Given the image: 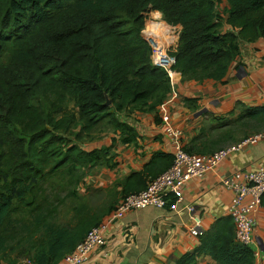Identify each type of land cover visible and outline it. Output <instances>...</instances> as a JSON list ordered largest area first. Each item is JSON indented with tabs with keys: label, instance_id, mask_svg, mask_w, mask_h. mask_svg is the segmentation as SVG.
<instances>
[{
	"label": "trees",
	"instance_id": "16d2710c",
	"mask_svg": "<svg viewBox=\"0 0 264 264\" xmlns=\"http://www.w3.org/2000/svg\"><path fill=\"white\" fill-rule=\"evenodd\" d=\"M153 11L181 27L174 68L186 80L224 82L241 44L264 39V0H0V264L25 258L63 264L121 199L172 165V153L155 151L121 190L115 183L98 217L81 205L72 225L55 223L58 205L42 192L60 172L77 184L71 172L82 166H117L115 143L87 149L81 142L103 123L123 144L136 141L140 135L126 116L152 113L169 97L170 77L152 64L141 35ZM197 101L186 97L193 110ZM237 105L236 117H214L217 137L208 140L204 128L184 148L205 154L235 136L237 124H264V102ZM201 254L218 264H256L254 249L237 241L230 215L217 218L177 264H198Z\"/></svg>",
	"mask_w": 264,
	"mask_h": 264
},
{
	"label": "crops",
	"instance_id": "0c3cea01",
	"mask_svg": "<svg viewBox=\"0 0 264 264\" xmlns=\"http://www.w3.org/2000/svg\"><path fill=\"white\" fill-rule=\"evenodd\" d=\"M225 5L226 2H222V6ZM155 12L163 17L160 11ZM175 88L179 95L170 104V111L174 122L184 129V147L204 128H208V140L217 137L220 128L214 117H236L240 112L239 102L250 105L264 102V39L241 44V53L232 63L224 82L186 80L177 72ZM186 97L197 98L199 108L188 107ZM126 120L140 137L130 144H123L118 133L112 134L116 141L112 139L107 145L115 143L113 154L118 165L113 168L104 166L114 186L117 183L118 190L122 189L120 183L124 178L133 171L142 170L155 151L172 153L170 142L162 133L159 107L152 113L135 111L126 116ZM237 126L240 124L234 127ZM243 137L242 134L229 137L222 145H217L218 148L211 147L205 154L237 143ZM260 165H264V139L231 152L214 171L186 184L181 206L192 205L193 212L158 207L127 212L121 220L109 225L106 245L96 247L86 264H177L183 253L199 245L201 235L217 218L229 215L233 193L221 183V179L235 171H252ZM194 227L200 228V236L192 233ZM253 232L261 252L256 264H264V196L263 204L255 214ZM198 264L218 263L210 255L201 254Z\"/></svg>",
	"mask_w": 264,
	"mask_h": 264
},
{
	"label": "built area",
	"instance_id": "2783aa9c",
	"mask_svg": "<svg viewBox=\"0 0 264 264\" xmlns=\"http://www.w3.org/2000/svg\"><path fill=\"white\" fill-rule=\"evenodd\" d=\"M152 21L141 30V35L151 48L152 64L163 68L170 77L172 91L169 97L159 105L162 120V133L169 140L173 154L172 165L159 176L149 179L141 191L122 199L115 211L108 215L99 225L93 226L85 238L64 256L63 264H86L96 247H104L107 242L109 225L121 220L127 212L150 206L181 211H194V206L184 205L186 184L196 177H202L208 171H214L228 154L243 150L246 146L256 144L264 139V130L255 132L241 141L220 148L209 154L188 152L184 148V129L173 120L170 104L178 97L175 88L176 52L181 27L167 23L164 18L151 13ZM179 73V72H178ZM221 183L233 193V201L228 210L235 224L237 241L251 246L256 258L260 257V249L254 236L255 214L263 204L264 165L252 171H235L221 179ZM248 198L247 201L245 199ZM194 235L202 234L199 227L192 229ZM21 264H34L25 258Z\"/></svg>",
	"mask_w": 264,
	"mask_h": 264
},
{
	"label": "rangeland",
	"instance_id": "374dc122",
	"mask_svg": "<svg viewBox=\"0 0 264 264\" xmlns=\"http://www.w3.org/2000/svg\"><path fill=\"white\" fill-rule=\"evenodd\" d=\"M264 126V124H256L248 126L246 129L243 127H237L233 132L235 136L241 135L246 130L248 134L255 132L254 127ZM261 130H264L262 128ZM260 130V131H261ZM138 132V131H137ZM113 128L108 124H101L92 135L85 137L81 142L86 148L92 146L102 147L107 145L112 140V134H114ZM107 167V166H105ZM108 168V167H107ZM103 165H89L82 166L76 172H71L75 175V178H79L77 184L70 183V179L65 171L61 174L52 177L42 184L43 194L49 196V203L58 205V210L55 215V223L61 225H72L76 223L75 214L81 205H86L93 212V216L99 215L100 209L109 204L111 200L112 192L116 187L112 183V177L109 172H105ZM64 169V168H63ZM77 186L78 194L74 195V188ZM70 193V194H69ZM153 207V206H150ZM23 259H21L20 264Z\"/></svg>",
	"mask_w": 264,
	"mask_h": 264
},
{
	"label": "water",
	"instance_id": "95a60500",
	"mask_svg": "<svg viewBox=\"0 0 264 264\" xmlns=\"http://www.w3.org/2000/svg\"><path fill=\"white\" fill-rule=\"evenodd\" d=\"M107 104H110V101L109 100L107 101Z\"/></svg>",
	"mask_w": 264,
	"mask_h": 264
}]
</instances>
